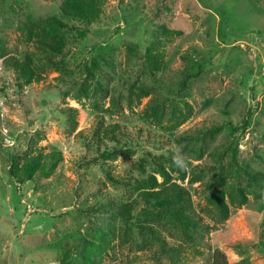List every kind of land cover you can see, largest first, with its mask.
Returning <instances> with one entry per match:
<instances>
[{
    "label": "rangeland",
    "instance_id": "rangeland-1",
    "mask_svg": "<svg viewBox=\"0 0 264 264\" xmlns=\"http://www.w3.org/2000/svg\"><path fill=\"white\" fill-rule=\"evenodd\" d=\"M62 3L0 0V264H60L67 243L102 225L80 210L108 198L132 197V190L114 184L107 173L119 179L139 177L142 165L152 171L148 154L173 156L189 171L206 167L199 182L187 179L184 186L211 230L200 254L176 229L163 230L168 248L183 249L182 262H172L168 255L154 256L156 245L139 250L124 242L116 222L101 264H210L215 249L229 264H264V195L258 196L257 184L242 182L243 206H231L227 195L226 220L207 214L212 209L208 183L219 173L209 168L219 167L216 158L225 144L238 143L239 159L264 173V0H103L100 20L88 28L65 19L69 40L56 59L64 72L49 69L43 81L21 88L6 59L39 52L28 43L24 24L60 16ZM164 27L183 34L167 35ZM231 35L241 40L227 42ZM149 47L164 53L160 70L144 60ZM94 62L99 67L88 77L86 67ZM187 70L197 76L182 88ZM175 106L190 114L180 127L172 121L174 112L180 114ZM247 118L250 125L234 132ZM115 124L122 127L128 150L105 160L102 153L116 142L97 137ZM219 125L227 127L208 140L199 159L192 139L201 141L207 129ZM54 151L63 160L50 178L19 184L10 176L11 155L24 160L27 154ZM170 172L176 178L177 172Z\"/></svg>",
    "mask_w": 264,
    "mask_h": 264
},
{
    "label": "trees",
    "instance_id": "trees-1",
    "mask_svg": "<svg viewBox=\"0 0 264 264\" xmlns=\"http://www.w3.org/2000/svg\"><path fill=\"white\" fill-rule=\"evenodd\" d=\"M102 5L103 0H63L60 16H49L37 21L30 20L24 24L28 43L32 44L39 52L26 54L23 59L12 56L7 58L5 62L17 75L21 88L40 83L44 80L47 70L59 67L60 63L56 59L58 56L64 55L69 40L70 26L65 22V19L81 23L88 28L100 20ZM86 32L87 29L79 35L83 37ZM164 33L167 35L183 34L166 27H164ZM229 37L226 41L229 42L230 40V43L241 40L237 38V35ZM262 46L264 47V42H262ZM164 57L163 52L157 51L155 47H149L144 60L149 67L160 70ZM93 67L98 68L99 65L94 62L91 67H86L85 72L88 77L91 76L90 72ZM57 70L64 72L63 68H57ZM183 76L181 87L187 88L197 74H190L187 70L183 71ZM142 91L147 96L150 94L147 88H143ZM133 93L132 91L131 94ZM174 108L180 114L174 112L172 121L175 127H180L190 119V114L183 112L184 109L180 107L175 106ZM248 116L251 117L252 114L250 113ZM68 118L72 122V128H76L75 115L69 113ZM157 118L159 121L162 119L160 115H157ZM249 125L250 118H247L243 127L233 128L231 125L229 127L233 128L234 132H239ZM226 127V125H219L207 129L201 141L199 138H191L193 140L191 145L194 147L192 150L199 152V159L204 154L208 140L214 138ZM122 134L124 135L122 127L115 124L103 129L102 134L98 135V142L103 141V139L116 142L113 148H108L102 153L105 160L122 155L128 150L127 146L121 142L120 135ZM230 142L220 149V159L219 157L216 158L219 167L212 166L209 168L210 171L218 169L219 173L215 174L208 183L210 192L207 199L212 209H209L207 214L219 222L226 220L230 215L227 195L231 206L240 207L246 203L242 189L244 180L251 186L257 184L260 188L258 193L260 198L264 195V173L256 172L248 163L241 161L238 143ZM198 144L200 147H197ZM218 153L219 149L214 154L218 155ZM227 154L229 161L225 163L224 157ZM148 157L152 159L150 161V164L153 165L152 171H147L142 165L139 167L141 173L139 177L130 176L117 179L112 174L107 173V178L110 181L132 190L136 196L132 194V197L125 202H116L108 198L104 202L80 210V214L93 216L95 220L101 221L102 225L97 227L93 235L87 232V235L82 237L80 241L67 243L60 264H101L104 260L105 248L111 244L116 236V222L121 225L119 230L122 232L121 236L124 242L130 241L132 244H136L139 250L145 249L147 244L158 246L157 249L153 250L155 257L159 254H165L169 256L172 262H182L180 255L183 249L168 248L164 238L163 230L170 232L172 229L177 230L178 236L185 240L186 245L191 246L197 254L201 253L198 247L204 246L205 234L211 230V225L204 222L195 211L192 194L184 186V182L187 179H189V184L199 182L206 172V167L198 165L193 171H189L183 161L173 156L148 154ZM62 160V153L55 151L49 154H33L32 156L27 154L24 160L14 154L11 155L9 174L19 184L42 177L50 178ZM170 171L177 172L176 178ZM232 177L235 180L229 183L228 180ZM89 235H92L90 239L87 238ZM210 264H229V261L223 251L215 249L210 258Z\"/></svg>",
    "mask_w": 264,
    "mask_h": 264
}]
</instances>
